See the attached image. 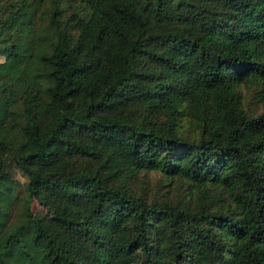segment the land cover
<instances>
[{"label":"trees","instance_id":"obj_1","mask_svg":"<svg viewBox=\"0 0 264 264\" xmlns=\"http://www.w3.org/2000/svg\"><path fill=\"white\" fill-rule=\"evenodd\" d=\"M0 74V264H264V0H2Z\"/></svg>","mask_w":264,"mask_h":264},{"label":"rangeland","instance_id":"obj_2","mask_svg":"<svg viewBox=\"0 0 264 264\" xmlns=\"http://www.w3.org/2000/svg\"><path fill=\"white\" fill-rule=\"evenodd\" d=\"M1 1L2 0H0V3ZM32 96H34V92L26 87V82L24 79H18L14 82H11L3 74H0V117L4 115L9 103L29 99ZM48 111V108H46L43 112V115H47ZM11 173L14 178L18 179V181H23V177L16 169H12ZM160 174L161 173L157 170L146 173L148 183L142 184L144 189H148V191L151 193H158V186L161 184L160 179L162 177ZM142 185L139 183L137 188L139 190L142 189ZM177 189L178 188L174 190L171 189V193L175 194ZM165 191H168L167 187ZM177 195H182V192H179ZM30 208L32 215L35 218H40L45 215L35 202H31Z\"/></svg>","mask_w":264,"mask_h":264}]
</instances>
